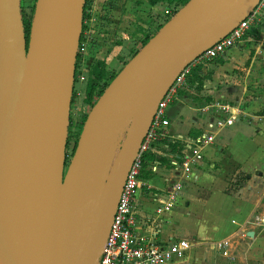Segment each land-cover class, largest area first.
Wrapping results in <instances>:
<instances>
[{
  "label": "water",
  "instance_id": "1",
  "mask_svg": "<svg viewBox=\"0 0 264 264\" xmlns=\"http://www.w3.org/2000/svg\"><path fill=\"white\" fill-rule=\"evenodd\" d=\"M258 2L202 0L193 9L188 0L180 6L97 96L65 163L85 0H35L27 41L19 0H0V264H97L126 174L160 99L192 60ZM121 131L77 235L78 204L91 172L112 155Z\"/></svg>",
  "mask_w": 264,
  "mask_h": 264
},
{
  "label": "crops",
  "instance_id": "2",
  "mask_svg": "<svg viewBox=\"0 0 264 264\" xmlns=\"http://www.w3.org/2000/svg\"><path fill=\"white\" fill-rule=\"evenodd\" d=\"M220 59L217 61L222 64L208 63V67L199 69L200 83L192 85L201 92L208 87V102L198 106L184 103L181 95L189 87L168 109L169 133L182 139L212 134V142L204 148L203 166L195 172L194 181H188L181 190L160 227L161 239L171 236L190 242L188 249L169 264H261L248 258L264 257V227L253 222L264 214V94L243 99L242 104H229L233 93L220 92L211 84L218 80V71L225 65ZM213 103L229 105L232 114L200 112L201 107ZM227 116H232L230 124L220 128L207 125L211 119ZM162 173L161 168L157 170L158 175ZM236 176L244 187L229 193L227 180ZM158 182L159 177L154 176L152 183ZM245 221L250 223L244 224ZM237 226L245 228L246 236L234 234ZM250 231L252 236L247 235ZM227 237L230 243L226 249L210 247V242Z\"/></svg>",
  "mask_w": 264,
  "mask_h": 264
},
{
  "label": "built area",
  "instance_id": "3",
  "mask_svg": "<svg viewBox=\"0 0 264 264\" xmlns=\"http://www.w3.org/2000/svg\"><path fill=\"white\" fill-rule=\"evenodd\" d=\"M179 8L180 6L164 7L161 12L163 20L159 25L167 21ZM257 14L264 15V0H259L242 21L192 60L176 76L160 99L126 174L97 264H169L190 246V242L185 239L171 236L161 239L160 227L165 223V216L175 205L181 190L186 187L188 181H194L195 172L203 166L204 148L212 142V134L201 133L192 138L182 139L169 133L168 109L182 91L192 86L186 80L190 69L205 68L209 61L222 59L230 49L242 45ZM90 41L91 36L88 32L81 30L77 54L83 56H81V68H74L72 93L74 82L86 84L87 77L82 75V71L86 73L91 65L90 61L84 62V54L91 48ZM230 108L229 105L213 103L199 110L201 113L209 114L218 112L232 114ZM231 122L232 116L217 117L211 119L207 125L220 128ZM123 134L122 131L118 133L113 149L118 148ZM146 152H150L155 158L146 169L147 177L143 178L142 155ZM160 168L163 173L158 175L157 170ZM154 176L159 177L157 184L152 183ZM237 177L239 176L227 180V192L237 193L244 187L243 182ZM253 222L255 226L263 228L264 214H260ZM247 223L250 221H245L244 224ZM244 230L242 226H237L234 234L240 233L246 236ZM228 241L227 237L210 242L209 245L218 250L226 249L230 243Z\"/></svg>",
  "mask_w": 264,
  "mask_h": 264
},
{
  "label": "rangeland",
  "instance_id": "4",
  "mask_svg": "<svg viewBox=\"0 0 264 264\" xmlns=\"http://www.w3.org/2000/svg\"><path fill=\"white\" fill-rule=\"evenodd\" d=\"M34 1L19 0L20 16L25 25L30 23ZM167 6L168 4L160 2L150 4L148 0H85L82 27L83 31L91 36V48L84 54V62L90 61L91 65L86 73L82 71V75L87 77L86 82L90 81L92 70L90 67L98 60L103 62L104 71V77L97 82L92 93L91 103L96 100L98 91L103 89L102 83L107 82L121 68L133 52L141 47L144 39H148L158 30L159 23L163 20L161 12ZM81 56L83 55H79L77 59V68H81ZM220 60L225 65L218 71V80L211 84L214 83L216 89H221L220 92L233 93L229 104L235 105L238 101L242 104L243 99L264 94V15H256V20L245 35L243 44L234 47L225 58ZM213 62L222 64L217 59L209 61V64ZM215 67L218 68L217 65ZM85 87L86 84L84 85L83 82H74L73 96L69 103L68 115L71 124L65 163L69 160L75 134L80 131L84 117L91 107V104L84 102ZM198 89L197 86L195 88L192 86L187 92H182L183 102L193 106L208 102L205 97L208 87L204 89L202 87V92ZM235 96L238 97L235 99ZM116 150L117 147L113 149L112 155L102 161L103 178L101 177L100 184L105 178ZM248 259L264 264V257L260 255L258 258L252 255Z\"/></svg>",
  "mask_w": 264,
  "mask_h": 264
},
{
  "label": "trees",
  "instance_id": "5",
  "mask_svg": "<svg viewBox=\"0 0 264 264\" xmlns=\"http://www.w3.org/2000/svg\"><path fill=\"white\" fill-rule=\"evenodd\" d=\"M187 1L188 0H148V3L154 4V3L160 2V3H166V4H168V6H171V7L172 6L175 7V6H183ZM82 18H84V12L83 11H82ZM22 24H23L24 35H25V38H26V41H27L29 23L25 25V22L22 20ZM159 27H160V25L158 26V28ZM81 30H83V27L81 28ZM146 40H147V38L144 39L142 41V43H144ZM134 53L135 52H133V54ZM78 57H79V55L76 53L74 67H76V65H77ZM102 65H103V62L101 60H98V61H95L94 65L92 64V66H91L92 68L90 67V70L91 69L92 70H91V73H90V81L87 80V82H86L84 102H86L88 104H91V105L93 104V103H91L92 93L94 92V90L96 88V84H97V82L99 80H101L104 77V71H103ZM113 76H111L107 82H103L102 83L103 84V89L109 83V81L113 78ZM186 80L191 85L199 84L200 80H201L199 78V69L198 68H191L190 72H189V75L187 76ZM103 89H100L98 91L97 95H99L102 92ZM72 96H73V93L71 94V97ZM70 124H71L70 123V118H69V115H68L67 134H66V140H65V158H66V145H67L68 138L70 137L69 136L70 135V131H69ZM78 133L75 134L73 147H72L71 153L68 156L69 158H70V156L72 154V151L74 149ZM154 158L155 157L150 152H146V153H144L142 155V167H143V170L141 172V176L143 178L147 177V170L146 169L151 164V162L153 161Z\"/></svg>",
  "mask_w": 264,
  "mask_h": 264
},
{
  "label": "bare ground",
  "instance_id": "6",
  "mask_svg": "<svg viewBox=\"0 0 264 264\" xmlns=\"http://www.w3.org/2000/svg\"><path fill=\"white\" fill-rule=\"evenodd\" d=\"M202 2V0H193L192 7L193 9H196L199 4ZM125 89V84H123L120 88V92L117 95H121L122 92ZM103 159H101L95 168L91 172L90 176V182H89V187L86 191V194L84 195L83 199L79 202L78 208H80L81 213L76 219V228H75V233L78 235L81 230L83 229L84 223L86 221V217L88 215V211L90 208V204L92 201H94L96 193L100 187L101 183V164H102ZM103 175V174H102ZM103 178V177H102Z\"/></svg>",
  "mask_w": 264,
  "mask_h": 264
},
{
  "label": "flooded vegetation",
  "instance_id": "7",
  "mask_svg": "<svg viewBox=\"0 0 264 264\" xmlns=\"http://www.w3.org/2000/svg\"><path fill=\"white\" fill-rule=\"evenodd\" d=\"M158 29V28H157Z\"/></svg>",
  "mask_w": 264,
  "mask_h": 264
}]
</instances>
